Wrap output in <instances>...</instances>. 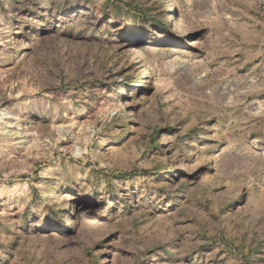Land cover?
<instances>
[{
	"label": "rangeland",
	"instance_id": "1",
	"mask_svg": "<svg viewBox=\"0 0 264 264\" xmlns=\"http://www.w3.org/2000/svg\"><path fill=\"white\" fill-rule=\"evenodd\" d=\"M0 113V264H264V0H0Z\"/></svg>",
	"mask_w": 264,
	"mask_h": 264
},
{
	"label": "bare ground",
	"instance_id": "2",
	"mask_svg": "<svg viewBox=\"0 0 264 264\" xmlns=\"http://www.w3.org/2000/svg\"><path fill=\"white\" fill-rule=\"evenodd\" d=\"M166 22L167 23H170L171 22L169 16H168V19H167ZM19 34H21V31L19 29H17V31H12V33H10V37H11L12 41H16L17 38H15L14 36L19 35ZM133 49L134 48L132 47L131 48L132 51H131L130 55L133 54L132 53L134 51ZM130 63L132 64V66H134V65L137 64L138 65L137 68L138 69H142V71H140V73H143V75L144 74L145 75L147 74V72H146L147 71L146 66H144L141 62H139V59L137 58V56L135 54H134V56H132V59H131ZM154 84H155L156 87H158V86L161 85V83L159 82L158 79H155L154 80ZM0 115H1V113H0ZM3 115H8V114L7 113H3ZM15 118H16V116H15ZM15 118H12V117H4L3 119H1L4 122H0V123H2V124H0V132H1L0 134L2 136V137H0V142L3 145H5V146H7V145L10 144L9 139L12 140V138H14V139L19 138V136H21L23 134V130L20 129L21 126L19 128H15V127H13L14 126L13 123H12L13 121H10L9 120V119H12L14 121H18L19 120L18 118H16V119ZM5 121H7V122H5ZM16 127H18V125Z\"/></svg>",
	"mask_w": 264,
	"mask_h": 264
}]
</instances>
